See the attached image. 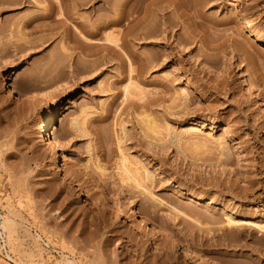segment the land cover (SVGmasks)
Returning a JSON list of instances; mask_svg holds the SVG:
<instances>
[{
  "label": "rangeland",
  "instance_id": "374dc122",
  "mask_svg": "<svg viewBox=\"0 0 264 264\" xmlns=\"http://www.w3.org/2000/svg\"><path fill=\"white\" fill-rule=\"evenodd\" d=\"M52 1L0 0V215L33 256L12 247L13 258L264 264V43L242 20L264 31V0ZM128 9L111 31L136 19L150 36L102 50L101 31L88 45L89 28ZM7 75L35 100L9 95ZM58 108L49 132L63 165L39 130Z\"/></svg>",
  "mask_w": 264,
  "mask_h": 264
},
{
  "label": "bare ground",
  "instance_id": "6f19581e",
  "mask_svg": "<svg viewBox=\"0 0 264 264\" xmlns=\"http://www.w3.org/2000/svg\"><path fill=\"white\" fill-rule=\"evenodd\" d=\"M9 1L10 2H16L17 3L19 0L18 1L17 0H9ZM132 1H134V0H125V4H129ZM228 1L233 3L232 6H237V7L240 6L239 0H228ZM59 2H60V0H53L52 1V6L53 7H56V6L58 7L59 6L58 5ZM53 7L50 8L52 11H53V9H52ZM49 11H48V13H50ZM52 11H51V13H52ZM132 11H133V9L132 10L131 9H128V10H125L124 12H119L117 10H114L113 11V13H114L113 14V17L104 20L99 25L93 26L92 28H89L86 31L87 34H88V35L87 34L86 35L91 37V38H89L87 36L85 37V35H84L83 38H85L86 40L89 41V42L86 41V43L88 42L89 43L88 45L90 47H95V44H96L95 42L97 40L92 39V37H97V36H100V35L102 37L101 31H103V32H105V34L103 35V37H104L103 39H104V41L106 43L105 44L98 45L100 43V42H98L97 43L98 47L100 49H102V50H108L109 49V50H113L114 51V49L111 46L120 48L122 45H126L127 44L126 43V39L129 36H132V37H135V36H138V37H140V36H143V37L150 36L151 34H150L149 31L139 32V30L136 29V25L138 24V21L136 19H133V21L131 20L132 21V24H128L122 30L117 29L116 32L111 31V30H113V28H117L119 25H121V23L124 21V19L127 18V16L130 15V13ZM46 15H48L47 18L48 17L49 18L51 17V14H50V16H49V14H46ZM242 20H244V27L248 28V31H249L248 37H250L253 41H260V42L264 43V31L261 30V29H259V28H255L253 22L251 20L247 19V16H246L245 13L242 14ZM82 26H84V25L82 24ZM119 42H121V43H119ZM95 48H97V47H95ZM259 64H261L264 67V59L260 60ZM6 79H7V82L4 83V88H7L9 95L14 94V95L18 96V98H20L22 100H27V99H29V100H35L36 96H35L34 93H28L25 90H22V89H19V88L16 87L15 81H14V79H13V77L11 75H7ZM186 87H193V84L190 83V82H187L186 83ZM128 91L126 89V92H128ZM196 93L198 94V96H201V93H199L198 91H196ZM182 94H183V99H181V102H182L183 106H186V104H187V96H186L185 89H183ZM59 109L60 108H58L56 112L53 109H51L49 111V113L46 116V118L41 122L39 130L41 129V126H43L42 131H41L42 132L41 138L44 139L45 144H46V148L49 149L53 154H55V160H56V162L59 165H63L67 161V159H66L65 155L61 151L62 149H61V146H60L59 142L57 141V139L54 136L51 137V134L49 132L51 126H53L55 124V120H56V116L55 115L57 114V112H59ZM148 118L146 119V122H145L146 123V128L148 130H152V132L156 133L158 131L157 130V128H158L157 125L154 124V121H153V124H152V120H148ZM71 125H72V127H73V129L75 131L79 132L82 135L84 134L83 130L79 129L78 119H73L71 121ZM153 125H155L157 127V128H155V131H153L154 130V127H155ZM165 128H166L167 134L169 135L168 136L169 139L171 141H174L175 142V140L178 137V133L177 132L175 133V131L173 132L172 128H170L169 125H167ZM180 134H181V132H180ZM118 159H119L118 160V164L120 163L119 164L120 165L119 166V170H121V169L123 170V171L121 170L120 173L124 172L122 174H124L126 176H127L126 173H128V175L130 174L129 176H127L128 179H130V180L132 179V181H134L135 183L138 184V182H140V179L141 180L143 179L142 177H140V172L136 168H133V167H131L129 165V163L127 161V158L124 155H120V157ZM62 162H64V163H62ZM145 174L146 175H144V176H146V178L147 177L149 178L150 174L148 175V172L145 173ZM124 178H126V177H124ZM124 178H122V179H124ZM121 182H122V180H121ZM148 195H149L150 199H152L154 201L153 195L151 193H148ZM15 227H16V222L14 221V219L11 217L10 214H5L4 216L0 215V236L2 237V240H3L2 243L0 241V248L1 247H7V259L9 260V262H13L14 264H25L22 260H18V259L16 260V259H14L13 258L14 256L11 254V253H14L11 250H13L15 248H16L17 253H18V251L21 250V247H20V250H17L18 247H15L14 248V245L17 246V243L16 242H18V241H15L14 242V240L15 239L16 240H19L17 237L16 238H13L12 237V234H14V232L16 231L15 230ZM259 229L260 230L261 229L264 230V227L261 226V227H259ZM36 237H38V239H39V236L38 235H36ZM33 239H35V238L33 237ZM12 243L14 244L13 246H12ZM34 244H36V242ZM12 247H13V249H12ZM34 248H36V247H34ZM40 248H38V249H40ZM38 249H36V252L38 251ZM31 250L29 249L30 254H32V251ZM20 252H22V251H20ZM22 253L23 254L26 253V255H28L29 252L28 251L27 252L25 251V252H22ZM38 253H39V251H38ZM28 256H24V255L22 256V254H21V257H23V258H26ZM31 257H33V256H31ZM59 257L60 258L58 259V261L55 262V264H57V263H59V264H76V262L74 260L70 259L68 256H66L64 254H60Z\"/></svg>",
  "mask_w": 264,
  "mask_h": 264
},
{
  "label": "built area",
  "instance_id": "2783aa9c",
  "mask_svg": "<svg viewBox=\"0 0 264 264\" xmlns=\"http://www.w3.org/2000/svg\"><path fill=\"white\" fill-rule=\"evenodd\" d=\"M1 243L3 242L2 237L0 236ZM0 254L7 260V248L1 247L0 248Z\"/></svg>",
  "mask_w": 264,
  "mask_h": 264
}]
</instances>
